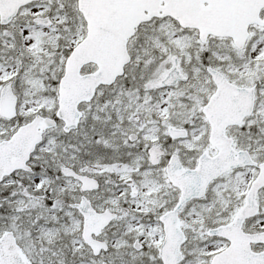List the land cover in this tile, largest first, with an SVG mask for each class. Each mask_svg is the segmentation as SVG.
<instances>
[{
  "label": "snow or ice",
  "instance_id": "6c2138e0",
  "mask_svg": "<svg viewBox=\"0 0 264 264\" xmlns=\"http://www.w3.org/2000/svg\"><path fill=\"white\" fill-rule=\"evenodd\" d=\"M0 264H264V0H0Z\"/></svg>",
  "mask_w": 264,
  "mask_h": 264
}]
</instances>
